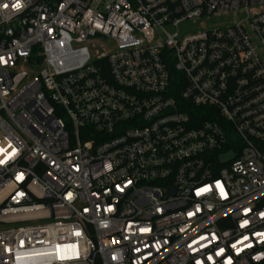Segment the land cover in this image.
<instances>
[{
	"label": "built area",
	"instance_id": "1",
	"mask_svg": "<svg viewBox=\"0 0 264 264\" xmlns=\"http://www.w3.org/2000/svg\"><path fill=\"white\" fill-rule=\"evenodd\" d=\"M0 264H264V0H0Z\"/></svg>",
	"mask_w": 264,
	"mask_h": 264
},
{
	"label": "rangeland",
	"instance_id": "2",
	"mask_svg": "<svg viewBox=\"0 0 264 264\" xmlns=\"http://www.w3.org/2000/svg\"><path fill=\"white\" fill-rule=\"evenodd\" d=\"M224 21H220V22H218V21H213L211 24H208V26H215V25H217V24H221V23H223ZM193 31H196V29L194 28L193 29ZM106 47V41L105 40H102L100 43H99V45L97 46V49H96V51H98V52H101V50H102V48H105ZM93 53H94V51H92ZM66 120V119H65Z\"/></svg>",
	"mask_w": 264,
	"mask_h": 264
},
{
	"label": "water",
	"instance_id": "3",
	"mask_svg": "<svg viewBox=\"0 0 264 264\" xmlns=\"http://www.w3.org/2000/svg\"><path fill=\"white\" fill-rule=\"evenodd\" d=\"M231 155H228L226 158H224L225 160L230 159Z\"/></svg>",
	"mask_w": 264,
	"mask_h": 264
}]
</instances>
